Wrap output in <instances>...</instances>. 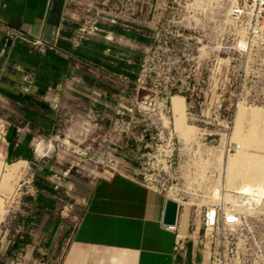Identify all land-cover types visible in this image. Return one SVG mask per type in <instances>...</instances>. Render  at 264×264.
Returning <instances> with one entry per match:
<instances>
[{
    "label": "rangeland",
    "instance_id": "rangeland-1",
    "mask_svg": "<svg viewBox=\"0 0 264 264\" xmlns=\"http://www.w3.org/2000/svg\"><path fill=\"white\" fill-rule=\"evenodd\" d=\"M136 5L135 0L101 1L94 8V15L82 24L80 30H86L80 31L81 38L94 39L105 28L118 27L134 43L137 22L131 17ZM158 10V19L149 20L151 26L145 28L143 55L157 56L153 48L158 45L154 44L156 39L161 46H171L170 41L178 46L175 51L160 53L166 58L173 55L183 58L186 54L194 61L206 57L214 62L219 53L223 60L220 103L223 109L234 112L232 125L217 127L215 117L210 115L205 119L210 125L200 123L198 128L194 127L186 118L183 98L178 96L172 98L171 105L164 106L160 88L153 81L157 74L167 78L170 66L150 62L146 66L149 79L145 91L136 96L137 85L132 83L126 98L119 100L113 94L108 106L96 101L95 108L101 109L107 118L99 127L89 125L86 118L82 123L63 120L59 122L58 137L39 135L36 152L45 157L33 170L40 178L20 175L17 170L24 163L11 166V176H17L12 184H5L11 176L3 175L0 209L7 219L18 218L17 204L34 205L35 217L73 227L99 179L109 172L140 174L147 158L153 154L158 157L150 162L149 168H160V159L166 150L161 144L170 140L174 143L175 158L171 176L166 186L153 183V187L167 193L171 189L179 190L178 201L196 220L203 207L218 202L211 200L210 192L220 183L222 164L224 183L230 174H235L242 183L264 194V39L249 54L234 52L238 33L230 18L228 0H163ZM103 38L109 39L108 34ZM185 46L190 49L185 51ZM137 63L138 77L142 74V62ZM195 68L194 62L192 73ZM208 102L214 104V99ZM125 108L134 112V123L129 129L115 131L111 121L120 118L116 112L122 113ZM124 119L129 121L127 113ZM137 178L142 180L141 175ZM37 183H42V187L37 188ZM230 186L238 188L234 179ZM237 198L228 194L224 203L240 204ZM236 209L241 214L238 227H219L206 234L199 231L200 239L206 244L209 264H264V199L255 200L252 208Z\"/></svg>",
    "mask_w": 264,
    "mask_h": 264
},
{
    "label": "crops",
    "instance_id": "crops-1",
    "mask_svg": "<svg viewBox=\"0 0 264 264\" xmlns=\"http://www.w3.org/2000/svg\"><path fill=\"white\" fill-rule=\"evenodd\" d=\"M101 1L107 0H0V185L16 163H24L20 175L40 178L33 170L45 157L36 152L39 135L58 137L60 121L73 115L82 123L96 101L108 106L136 82L145 28L158 19L163 0H135L134 43L118 27L81 38ZM11 32L25 40L12 42ZM169 191L124 172L102 177L73 227L35 217L34 205L17 204L12 220L0 209V264H209L198 220ZM168 199L179 202L176 232L162 224Z\"/></svg>",
    "mask_w": 264,
    "mask_h": 264
},
{
    "label": "built area",
    "instance_id": "built-area-1",
    "mask_svg": "<svg viewBox=\"0 0 264 264\" xmlns=\"http://www.w3.org/2000/svg\"><path fill=\"white\" fill-rule=\"evenodd\" d=\"M229 1V13L232 23L237 29V38H235L233 50L239 55L249 54L255 45L264 39V0H228ZM83 28L81 33L85 32ZM8 38L12 42L17 39L25 40L22 36L15 32L8 34ZM153 46L154 51L157 56L152 57L149 53L143 55L141 62V73L135 84L136 86V96L141 91H145L148 85V76L146 75V66L150 62H156L159 65H169V76L167 78L161 77L159 74L155 76L153 81L160 88L159 95H162V103L164 106L172 104V98L179 96L183 98L185 103V115L189 122L196 128L199 124L204 126L208 125L205 119L214 116L216 120V126L221 128L229 127L233 122L234 112L231 109H223L221 100V74L223 71V60L220 58L218 53L214 62L213 59L209 60L206 57L196 58L194 61L188 55H183V58L173 57L166 58L164 55L160 54L163 51H175L178 46H173L170 41L171 46H161L159 40H155ZM34 47L42 49L41 43L36 40L32 43ZM185 51L190 46H185ZM203 55V54H202ZM167 62V63H166ZM195 62L196 68L192 73V66ZM200 72V73H198ZM163 83V84H162ZM128 94V89H125L116 95V98L122 100L126 98ZM214 99V104L209 103V99ZM57 106L54 105L53 108ZM127 113V118L129 121H125L124 116ZM116 115L120 118L113 119L111 121V128L113 130L129 129L131 124H133L134 112L128 108L124 109V112L117 111ZM87 123L89 125L93 124L94 127H99L100 124L104 123L107 118L101 109L92 108L88 111L85 116ZM70 121L74 119L73 115H69L67 118ZM210 125V124H209ZM174 143L170 140L162 143L166 150L161 156L160 162L162 166L158 169H150L149 165L151 161L157 160V155H150L146 163V167L141 169L139 174L135 173L133 177L137 178L138 175L142 176V182L148 186L153 187V183L161 184L166 186L168 179L171 176V170L174 165ZM160 146V147H161ZM116 172H109L104 177L111 178ZM241 214L238 213L236 207L232 204H214L208 205L202 208L200 216L198 219V225L200 229L204 231V234L214 232L219 227L221 228H236L240 225ZM163 228L169 232H176L177 225L167 226L163 225ZM178 250L181 249L177 248ZM220 257V254L217 253Z\"/></svg>",
    "mask_w": 264,
    "mask_h": 264
},
{
    "label": "bare ground",
    "instance_id": "bare-ground-1",
    "mask_svg": "<svg viewBox=\"0 0 264 264\" xmlns=\"http://www.w3.org/2000/svg\"><path fill=\"white\" fill-rule=\"evenodd\" d=\"M223 169L224 168H223V164H222V168L220 169L221 171L219 174L220 175V183H219V185L213 187L211 192H210L212 201H218L217 202L218 204H223L225 201H227L226 196L228 194H233V195H237L239 197L237 199L240 202V204H234L233 203L235 207L252 208L253 202L255 200L264 199V194L261 191L255 189L253 187H250L249 185L242 183V181H240V179H238L235 174H230V178L228 179V181L226 183H224L223 182ZM231 179H234L236 181V183L238 184L237 189L230 186ZM178 194H179V190H172L171 189L169 191V196H171L173 198H177ZM238 213H239V211H238ZM208 232H210V231H208Z\"/></svg>",
    "mask_w": 264,
    "mask_h": 264
},
{
    "label": "water",
    "instance_id": "water-1",
    "mask_svg": "<svg viewBox=\"0 0 264 264\" xmlns=\"http://www.w3.org/2000/svg\"><path fill=\"white\" fill-rule=\"evenodd\" d=\"M179 213L178 202L168 199L166 201L162 224L167 226H175L177 224Z\"/></svg>",
    "mask_w": 264,
    "mask_h": 264
}]
</instances>
